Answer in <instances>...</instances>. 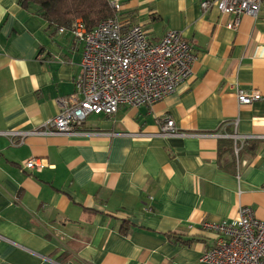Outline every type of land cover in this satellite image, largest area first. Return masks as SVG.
<instances>
[{
  "label": "crops",
  "instance_id": "crops-1",
  "mask_svg": "<svg viewBox=\"0 0 264 264\" xmlns=\"http://www.w3.org/2000/svg\"><path fill=\"white\" fill-rule=\"evenodd\" d=\"M20 1L0 0V264H203L214 240L203 221H231L239 206L264 221V5L234 25L201 0H118L123 30L183 33L191 75L152 105L19 144L9 133L41 131L75 93L82 54ZM236 89L262 98L239 105ZM165 119L179 135L160 134ZM31 158L48 166L23 167Z\"/></svg>",
  "mask_w": 264,
  "mask_h": 264
},
{
  "label": "built area",
  "instance_id": "built-area-1",
  "mask_svg": "<svg viewBox=\"0 0 264 264\" xmlns=\"http://www.w3.org/2000/svg\"><path fill=\"white\" fill-rule=\"evenodd\" d=\"M114 15L88 29L76 20L67 30L82 44L81 71L74 94L57 101L58 112L41 125V131H14L23 137L37 132L74 134L90 114H114L121 105H152L171 94L192 73L196 55L192 44L181 31L169 30L158 42H152L139 25L122 29L118 18L120 2L108 0ZM264 0H201L203 10L215 6L221 13H231L238 24L241 14L256 18ZM64 27L59 32H64ZM257 90L236 89L239 105L260 100ZM163 136H177L179 131L170 119L160 125ZM238 140V135H233ZM243 139L245 137H242ZM238 148H236V153ZM27 169L41 170L43 159H27ZM201 227L214 234L213 244L205 250L203 264H264V221L254 217L248 206H239L238 216L218 222L203 221ZM74 264V263H69Z\"/></svg>",
  "mask_w": 264,
  "mask_h": 264
},
{
  "label": "trees",
  "instance_id": "trees-1",
  "mask_svg": "<svg viewBox=\"0 0 264 264\" xmlns=\"http://www.w3.org/2000/svg\"><path fill=\"white\" fill-rule=\"evenodd\" d=\"M20 4L56 29L70 28L79 19L92 29L115 13L108 0H21Z\"/></svg>",
  "mask_w": 264,
  "mask_h": 264
}]
</instances>
